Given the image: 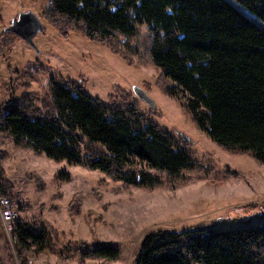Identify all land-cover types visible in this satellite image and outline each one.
Here are the masks:
<instances>
[{"label": "trees", "instance_id": "obj_1", "mask_svg": "<svg viewBox=\"0 0 264 264\" xmlns=\"http://www.w3.org/2000/svg\"><path fill=\"white\" fill-rule=\"evenodd\" d=\"M50 1L43 17L60 35L79 34L127 61L119 39L147 26L151 59L162 77L174 84L166 91L169 96H188L187 108L197 128L218 146L235 155L252 153L264 164V31L232 4L226 0ZM234 1L264 23V0ZM7 34L0 36L3 46L13 43ZM37 78L27 71L16 79L11 98L17 92L21 99H11L0 109V131L15 144L57 163L99 171L115 182L148 190L163 184L161 175L152 171L173 180L201 169L189 147L178 145L157 125L142 124L145 117L138 104L104 103L65 78H52L43 96L26 93ZM0 192L7 196L1 186ZM256 208L246 209L261 216ZM250 223L229 229L216 225L151 232L141 243L135 264H264V222ZM15 235L24 250L61 252L44 225L20 220ZM69 245L62 249L69 251ZM119 254L108 245L82 251L83 257L110 261Z\"/></svg>", "mask_w": 264, "mask_h": 264}, {"label": "rangeland", "instance_id": "obj_2", "mask_svg": "<svg viewBox=\"0 0 264 264\" xmlns=\"http://www.w3.org/2000/svg\"><path fill=\"white\" fill-rule=\"evenodd\" d=\"M264 31V23L234 0H226ZM50 0H0V36L21 12L32 11L44 24L29 45L14 33L11 46L0 43V109L11 98L15 80L30 71L38 75L26 90L39 94L52 78L75 80L102 102L138 104L143 125L154 124L170 133L178 145L197 156L201 169L148 190L115 182L99 171L57 163L15 144L0 131V186L20 212V220L44 225L51 233L52 250L22 249L13 243L0 220V264H135L145 237L162 230H194L219 226L244 227L264 222V164L252 153L231 154L201 132L188 111V96H169L174 84L153 63L147 26L119 39L128 61L105 45L72 34L65 38L43 17ZM8 39V38H7ZM47 71V74H42ZM163 78V79H162ZM142 88L155 102L151 107L134 93ZM33 95V94H32ZM21 99V98H20ZM117 103V102H116ZM136 168H140L137 166ZM65 174L67 179L56 177ZM5 197L0 192V197ZM261 216H252L253 210ZM260 206L261 209L259 208ZM69 245V251L62 248ZM108 245L119 250L117 260L83 257L82 251Z\"/></svg>", "mask_w": 264, "mask_h": 264}, {"label": "water", "instance_id": "obj_3", "mask_svg": "<svg viewBox=\"0 0 264 264\" xmlns=\"http://www.w3.org/2000/svg\"><path fill=\"white\" fill-rule=\"evenodd\" d=\"M43 30V20L32 11L21 12L17 18L13 19L10 26L5 29V31L14 33L34 48H36L34 40ZM134 93L151 107L155 106V102L142 88L134 87Z\"/></svg>", "mask_w": 264, "mask_h": 264}, {"label": "built area", "instance_id": "obj_4", "mask_svg": "<svg viewBox=\"0 0 264 264\" xmlns=\"http://www.w3.org/2000/svg\"><path fill=\"white\" fill-rule=\"evenodd\" d=\"M0 218L3 222L6 233L9 235L11 241L16 243L15 230L20 221V212L17 205L8 196L0 197Z\"/></svg>", "mask_w": 264, "mask_h": 264}, {"label": "bare ground", "instance_id": "obj_5", "mask_svg": "<svg viewBox=\"0 0 264 264\" xmlns=\"http://www.w3.org/2000/svg\"><path fill=\"white\" fill-rule=\"evenodd\" d=\"M7 28V27H6ZM5 31V30H4Z\"/></svg>", "mask_w": 264, "mask_h": 264}]
</instances>
